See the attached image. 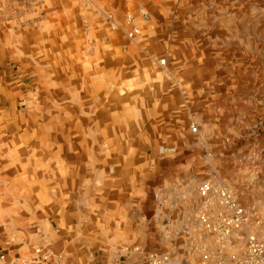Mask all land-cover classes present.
<instances>
[{
	"label": "rangeland",
	"instance_id": "obj_1",
	"mask_svg": "<svg viewBox=\"0 0 264 264\" xmlns=\"http://www.w3.org/2000/svg\"><path fill=\"white\" fill-rule=\"evenodd\" d=\"M128 13L133 38L123 33ZM36 26L47 29L35 34ZM45 53L69 64L30 65ZM67 68L83 77L85 104L103 101L101 122L92 106L83 121L69 118L83 129L49 112L45 83L34 77ZM98 121L130 145L93 146ZM70 138L83 140L77 158ZM263 141L264 0H0V264L32 259L40 244L67 264H196L205 251L240 254L241 235L260 227L249 219L227 243L214 200L211 223L198 218L196 187L223 181L254 209L264 202V165L254 159ZM98 148L110 150L114 186L125 180L130 210L119 194L98 209Z\"/></svg>",
	"mask_w": 264,
	"mask_h": 264
},
{
	"label": "built area",
	"instance_id": "obj_2",
	"mask_svg": "<svg viewBox=\"0 0 264 264\" xmlns=\"http://www.w3.org/2000/svg\"><path fill=\"white\" fill-rule=\"evenodd\" d=\"M137 14L142 19L148 18V13L143 7H137ZM133 20L134 17L128 13L125 18L126 28L123 31L128 38H133L138 34V28L134 25ZM110 28L118 30L119 27L114 22H111ZM191 130L195 132L197 127L193 125ZM254 159L264 165V141L257 149ZM196 188L198 196L202 199V204L197 211L198 218L207 226L211 223L208 204L211 200H214L218 205L219 230L222 231V236L227 243H231L228 238L231 228L239 227L248 222L249 219L254 221L256 227H260L258 232L241 235L240 239L243 244L240 254L232 251L226 254H222L221 251L217 252V254L205 251L200 261L196 264H264V202L258 203V205L254 203V209L249 210L223 181L216 182L211 179H204L198 183ZM45 247L44 244L35 246L33 252L36 256L32 259L8 264H67L60 255L46 250ZM123 249L127 253L139 250L137 247H124ZM0 258H2L1 255Z\"/></svg>",
	"mask_w": 264,
	"mask_h": 264
},
{
	"label": "crops",
	"instance_id": "obj_3",
	"mask_svg": "<svg viewBox=\"0 0 264 264\" xmlns=\"http://www.w3.org/2000/svg\"><path fill=\"white\" fill-rule=\"evenodd\" d=\"M47 19V16H46ZM59 26H49L48 29H55ZM60 28H64L65 31L68 33V31H70V27L67 25L64 26H60ZM42 29H47L46 27H33V32H36L35 34H38ZM67 52V51H66ZM65 55V54H64ZM44 59H38V61L36 60H31V66L36 63V68L38 69L39 66L41 64H44L48 67L52 66V65H56L57 62H59V65L65 66L64 62L68 65L69 62L67 59L65 58H55V60H48L47 57V53H45V56L43 57ZM82 59L77 61V64L81 65ZM41 63V64H40ZM71 63V61H70ZM76 64V65H77ZM51 69V68H50ZM33 69H31L32 71ZM52 70V69H51ZM33 71H37V70H33ZM40 72H38L34 78H36V76L38 77V81H42L45 83L44 85V90L43 94L44 97H46L44 99V101L46 102V107L51 108V110L49 109V112L51 113L52 111H55L56 113L61 114L60 119L66 124L65 127L69 130H73V129H83L82 125H81V121H83V115L86 112V110L88 108L85 107H89L92 106L90 108V111L93 113H97L98 112V120L100 121L101 118L100 115L105 113V110H103V108H105V106L103 105V101H101L99 95L97 97L93 96L92 102L85 104L84 102V93H83V86H82V82H83V77L79 74V73H71V71H68V68L65 69V72H61L59 74H51L52 72L50 70H44L43 72L39 69ZM42 73V74H41ZM93 78V77H92ZM75 81L76 84L75 86H73L71 83ZM93 81V80H92ZM70 83V84H69ZM58 89L59 90V95H60V100L59 102H57L56 100H52V92L54 90ZM54 93V92H53ZM114 101V100H113ZM91 104V105H90ZM115 104V101H114ZM97 108V110H96ZM70 115V116H68ZM73 115L76 117V120L79 118V123H69V118H73ZM74 117V118H75ZM98 121L99 125H98V130H99V136L96 138L95 142L93 143V146H126V145H130L131 141L129 139H126L124 137H117V136H111L110 133L103 134V131L105 130H110L111 125L109 124V126L104 125L102 123V126L100 125V122ZM67 125L69 126V128L67 127ZM123 128V127H122ZM102 131V134L100 133ZM73 138H70V142L72 145V140ZM69 140V139H68ZM82 139H76V141H74V147L76 149L75 151V156L76 158L79 157L78 155V151L81 150L79 149L78 145L82 143ZM94 141V140H93ZM34 142V141H33ZM11 143H13L14 145L17 144L15 140H11ZM30 143V142H29ZM35 143V142H34ZM23 144V143H21ZM21 144H17V145H21ZM15 145V146H17ZM52 142L51 140H49V142H45V146H51ZM70 145V146H72ZM125 149H120L119 150V154L121 155V153L124 151ZM98 151V157L95 160L94 163V170H93V194L97 195V206L98 209H109L111 206V202L114 199V195L119 194L121 197L119 198L120 201V205L121 208H127L130 210V205L127 204L126 205V196L125 193L129 192V190L125 189V180L123 181V185H119V186H114V176L112 177V175L114 174V170H112V166L109 165V161H107V159L105 158L107 153H110V150H101L100 148L97 149ZM100 152H102V156H100ZM17 161V160H15ZM124 171V170H123ZM116 172V171H115ZM64 173V172H63ZM124 174L123 178L125 177V173L122 172ZM96 179V180H95ZM120 183V182H119ZM118 183V184H119ZM96 188V189H95ZM125 200V201H124ZM123 202V204H122ZM116 208H120L117 207ZM127 256V255H125ZM120 258V257H119ZM119 260V259H118ZM117 260V261H118ZM117 261H113L114 263H108V264H124V261L121 263H118ZM107 264V263H106Z\"/></svg>",
	"mask_w": 264,
	"mask_h": 264
}]
</instances>
